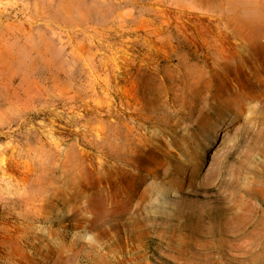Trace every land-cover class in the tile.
Wrapping results in <instances>:
<instances>
[{
    "label": "rangeland",
    "instance_id": "1",
    "mask_svg": "<svg viewBox=\"0 0 264 264\" xmlns=\"http://www.w3.org/2000/svg\"><path fill=\"white\" fill-rule=\"evenodd\" d=\"M0 264H264V0H0Z\"/></svg>",
    "mask_w": 264,
    "mask_h": 264
},
{
    "label": "crops",
    "instance_id": "2",
    "mask_svg": "<svg viewBox=\"0 0 264 264\" xmlns=\"http://www.w3.org/2000/svg\"><path fill=\"white\" fill-rule=\"evenodd\" d=\"M17 32H18V34L20 33L19 25L17 26ZM17 70H18V77H19V67H17Z\"/></svg>",
    "mask_w": 264,
    "mask_h": 264
}]
</instances>
